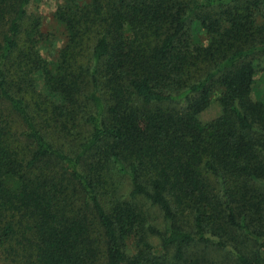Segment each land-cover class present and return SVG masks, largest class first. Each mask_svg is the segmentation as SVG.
I'll use <instances>...</instances> for the list:
<instances>
[{
	"label": "trees",
	"instance_id": "obj_1",
	"mask_svg": "<svg viewBox=\"0 0 264 264\" xmlns=\"http://www.w3.org/2000/svg\"><path fill=\"white\" fill-rule=\"evenodd\" d=\"M30 3L0 0V264H264V0H62L55 61Z\"/></svg>",
	"mask_w": 264,
	"mask_h": 264
},
{
	"label": "rangeland",
	"instance_id": "obj_2",
	"mask_svg": "<svg viewBox=\"0 0 264 264\" xmlns=\"http://www.w3.org/2000/svg\"><path fill=\"white\" fill-rule=\"evenodd\" d=\"M61 2L62 0H31V3L28 7L30 13L40 16L42 19L43 37L39 44V49L42 55L50 59V61L56 60L59 50L67 41L65 26L55 17V12ZM198 34H202L200 30L198 31ZM38 84L41 85L42 81L39 80ZM219 95L220 91L215 93L212 104L202 113L203 119L209 120L219 113L220 106L217 101ZM252 96L255 99L264 100V63L263 66L259 68ZM115 181L119 192L124 194V197L131 198L129 192L131 190L132 182L129 175L119 173L117 171L115 173ZM15 183L16 180L11 178L10 185L15 186ZM141 198L142 197H138L141 202H145ZM146 207L147 209L150 208L149 212L154 220V223H157L162 228L166 227V223L163 219L160 209L156 206L151 207L149 203L146 204ZM150 240L156 249H160L159 237L151 236ZM129 248L131 251L134 250L132 241L129 243ZM207 256L208 258L214 259L215 261H220V264H230V256L227 251H216L213 248H209L207 250Z\"/></svg>",
	"mask_w": 264,
	"mask_h": 264
}]
</instances>
